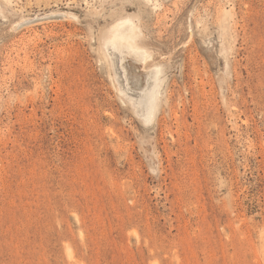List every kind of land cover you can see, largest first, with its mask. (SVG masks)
<instances>
[{"label":"rangeland","instance_id":"1","mask_svg":"<svg viewBox=\"0 0 264 264\" xmlns=\"http://www.w3.org/2000/svg\"><path fill=\"white\" fill-rule=\"evenodd\" d=\"M0 264H264V0H0Z\"/></svg>","mask_w":264,"mask_h":264},{"label":"bare ground","instance_id":"2","mask_svg":"<svg viewBox=\"0 0 264 264\" xmlns=\"http://www.w3.org/2000/svg\"><path fill=\"white\" fill-rule=\"evenodd\" d=\"M68 16V13L55 11L44 17L27 18L19 24L29 26L37 20L61 19ZM142 34L141 26L135 18L131 16L121 18L111 27L105 40V49L107 60L115 70L118 91L128 98L141 116L153 120L157 113L158 97L162 85L160 67L152 65L149 70L148 83L144 89L138 90L129 85L123 67V61L129 56L143 63L151 58L152 53L141 43Z\"/></svg>","mask_w":264,"mask_h":264}]
</instances>
